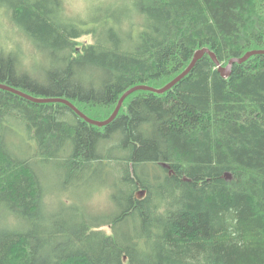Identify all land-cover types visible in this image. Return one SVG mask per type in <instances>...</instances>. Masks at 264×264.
<instances>
[{
  "label": "trees",
  "instance_id": "1",
  "mask_svg": "<svg viewBox=\"0 0 264 264\" xmlns=\"http://www.w3.org/2000/svg\"><path fill=\"white\" fill-rule=\"evenodd\" d=\"M111 2L88 26L63 0H0L51 61L37 78L0 47V82L105 120L127 90L162 88L199 49L223 66L264 49V0ZM12 120L36 143L29 157L6 140ZM104 160L121 174L117 211L94 215L65 198L49 207L42 176L69 188ZM0 264H264V54L224 76L206 53L166 92L131 93L106 126L0 88Z\"/></svg>",
  "mask_w": 264,
  "mask_h": 264
},
{
  "label": "rangeland",
  "instance_id": "2",
  "mask_svg": "<svg viewBox=\"0 0 264 264\" xmlns=\"http://www.w3.org/2000/svg\"><path fill=\"white\" fill-rule=\"evenodd\" d=\"M111 1L112 0H63L64 12L69 19L87 22L89 26V24H92L94 22L93 20L99 18L101 14L113 9L115 2ZM0 47L5 48L7 52H13L19 55L18 66L22 72L26 71L31 74H37V78L45 76V71L51 65V61L47 60L40 50L36 49L25 37L20 36L14 30L11 22L2 9H0ZM19 50L21 52H19ZM54 66L62 67L59 65ZM88 74L89 75L86 74L85 78H83L86 83L91 82L89 80L92 73L88 72ZM96 120L100 119L97 117ZM4 133L10 148L22 154L21 157H29L33 154L36 143L34 140L30 139L29 132L24 123L12 120L10 124H6ZM107 143L108 142H105V144ZM100 147L101 148L97 149L98 152H103L104 148L102 146ZM109 163L108 160H104L106 167L98 166L101 172H96L92 176L83 179L69 188H63L64 185H61L57 178H49V175L42 176L41 179L47 191L45 199L49 207L55 208L53 207L55 205L53 202H58L59 199L65 198L69 201L73 200L83 207L88 208L94 215L105 216L108 213L117 211L118 207L112 199V182L116 176L112 173L116 171L118 179L121 174H118L119 171L116 170V167H113V165L109 166ZM51 167L44 171L52 172ZM147 169L154 171L153 166H149Z\"/></svg>",
  "mask_w": 264,
  "mask_h": 264
},
{
  "label": "water",
  "instance_id": "3",
  "mask_svg": "<svg viewBox=\"0 0 264 264\" xmlns=\"http://www.w3.org/2000/svg\"><path fill=\"white\" fill-rule=\"evenodd\" d=\"M206 53L210 54V56L213 58V60L215 61V63L219 66V71L224 75V76H228L231 73L232 67L234 65V63H242L244 61H246L247 59H249L252 55L255 54H264V49H258V50H251L249 52H247L243 57H236L230 60L229 64L227 66H223L220 62V60L218 59L217 55L211 51L208 48H202L199 49L198 51H196L195 56L192 60V62L189 64V66L181 73L179 74L176 78H174L172 81H170L168 84H166L165 86H163L162 88H155L153 86H149V85H145V84H139L136 86H133L132 88H130L129 90H127L122 97L120 98L114 112L112 113V115L105 119V120H96L93 118H90L89 116H87L86 114H84L81 110H79L73 103H71L68 99L63 98V97H44V98H39V97H35L33 95H30L28 93L22 92L18 89H15L14 87L8 85V84H4L0 82V88L3 90H7V91H12L14 93H17L19 95H21L22 97H25L31 101L37 102V103H46V102H62L65 104H68L69 106H71L78 115H80L82 118H84L87 122L97 125V126H106L108 124H110L118 115L121 106L124 102V100L133 92L137 91V90H151L154 92H158V93H163L166 92L167 90L171 89L176 83H178L181 79H183L186 75H188L190 73V71L193 69V67L195 66L196 62L202 58ZM164 166L166 167L167 164L164 163ZM227 176H229V174L227 173Z\"/></svg>",
  "mask_w": 264,
  "mask_h": 264
},
{
  "label": "bare ground",
  "instance_id": "4",
  "mask_svg": "<svg viewBox=\"0 0 264 264\" xmlns=\"http://www.w3.org/2000/svg\"><path fill=\"white\" fill-rule=\"evenodd\" d=\"M258 50V49H257ZM251 51V50H250ZM256 55V54H255Z\"/></svg>",
  "mask_w": 264,
  "mask_h": 264
}]
</instances>
